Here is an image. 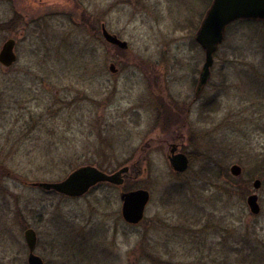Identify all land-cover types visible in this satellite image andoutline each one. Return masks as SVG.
Masks as SVG:
<instances>
[{"label": "rangeland", "instance_id": "obj_1", "mask_svg": "<svg viewBox=\"0 0 264 264\" xmlns=\"http://www.w3.org/2000/svg\"><path fill=\"white\" fill-rule=\"evenodd\" d=\"M212 2L0 0V51L14 37L18 55L0 65V264H29L27 228L45 264H217L223 253L264 264V24L228 26L193 103ZM173 144L189 157L183 174ZM88 166L129 172L81 197L31 186ZM135 190L150 194L138 225L122 216Z\"/></svg>", "mask_w": 264, "mask_h": 264}, {"label": "water", "instance_id": "obj_2", "mask_svg": "<svg viewBox=\"0 0 264 264\" xmlns=\"http://www.w3.org/2000/svg\"><path fill=\"white\" fill-rule=\"evenodd\" d=\"M241 19L263 20L264 21V0H214L197 32L196 40L205 51V63L202 69L198 93L208 82L211 75V68L214 65V55L223 43L227 27L233 22ZM102 35L105 41L120 49L127 50L129 45L126 41L120 40L116 35L111 34L105 26L102 27ZM15 40H8L0 51V64L4 68H11L17 62L15 53ZM110 71L116 73V66L110 65ZM1 99V91H0ZM177 146L174 145L169 157L172 169L177 173H185L190 165L189 157L183 153H177ZM129 172L125 167L113 174H107L94 167H83L72 173L66 180L59 183L42 182L38 186L46 191H56L67 197H81L99 182H109L114 185L124 184V175ZM231 173L235 177L242 175V168L234 165ZM262 187V181L256 180L253 183L254 190ZM122 216L129 224H138L145 215L146 207L150 201V194L146 190H135L125 192L121 195ZM250 211L253 214L260 212V205L257 194L250 195L247 199ZM29 247V264H45L43 259L36 255L37 236L33 229L25 234Z\"/></svg>", "mask_w": 264, "mask_h": 264}, {"label": "flooded vegetation", "instance_id": "obj_3", "mask_svg": "<svg viewBox=\"0 0 264 264\" xmlns=\"http://www.w3.org/2000/svg\"><path fill=\"white\" fill-rule=\"evenodd\" d=\"M214 1V0H213ZM203 22V21H202ZM239 22H255V23H261V24H264V21L263 20H248V19H241V20H237V21H235V22H233L232 24L234 25L235 23H239ZM231 25V24H230ZM8 40H15L16 41V46H17V39L16 38H14V37H11V38H9V39H7L5 42H7ZM224 43V42H223ZM16 46H15V49H16ZM16 51V50H15ZM16 53V52H15ZM17 55V54H16ZM17 61H18V55H17ZM17 63V62H16ZM214 63H215V56H214ZM214 66V65H213ZM6 69H9V68H6ZM203 69V68H202ZM118 72V69L116 68V73ZM201 74H202V70H201V72H200V76H199V82H198V85H197V91H196V95H195V100L193 101V103L195 102H197L199 99H200V96H201V93L203 92V90H204V88L206 87V85L208 84V82H209V80H210V78H211V75H210V78H209V80H208V82L206 83V85L203 87V89L198 93V87H199V83H200V78H201ZM174 146V144L173 145H171V148H170V151H171V149H172V147ZM176 146H178V145H176ZM178 148V150H177V153H179L180 152V150H179V147H177ZM124 182H125V180H124ZM100 183H109V182H99L98 184H100ZM38 184L39 183H31V186L33 187V188H40L39 186H38ZM109 184H111V183H109ZM97 185V184H96ZM114 185V184H113ZM116 186H118V185H116ZM262 186H263V182H262ZM262 188V187H261ZM260 188V189H261ZM40 189H43V188H40ZM259 189V190H260ZM44 190V189H43ZM46 191V190H45ZM258 191V190H257ZM46 192H52V193H57V194H60V193H58V192H56V191H53V190H51V191H46ZM123 194V193H122ZM253 194H257V193H253ZM253 194H251V195H253ZM250 196V195H249ZM257 196H258V194H257ZM258 202H259V196H258ZM259 205H260V203H259ZM250 209V208H249ZM261 212H262V207H261V205H260V212L258 213V214H253L252 212V214L254 215V216H258V215H260L261 214ZM140 223V222H139ZM138 223V224H139ZM138 224H133V225H138ZM29 229H32V228H27L26 230H25V234H26V231L27 230H29ZM34 230V229H33ZM35 231V230H34ZM36 232V231H35ZM24 234V235H25ZM36 236H37V243H38V235H37V232H36ZM25 241H26V237H25ZM26 244H27V242H26ZM27 247H28V244H27ZM28 249H29V247H28ZM29 253H30V251H29ZM222 254V253H221ZM233 254V253H232ZM251 255V254H250ZM232 258H231V256H230V253H223L222 255H220L214 262H216L217 264H235L234 262H233V259L231 260ZM251 262V263H250ZM249 263L250 264H255L256 263V261H249Z\"/></svg>", "mask_w": 264, "mask_h": 264}]
</instances>
